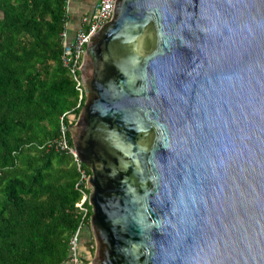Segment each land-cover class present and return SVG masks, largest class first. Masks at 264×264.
Segmentation results:
<instances>
[{
  "label": "water",
  "instance_id": "obj_1",
  "mask_svg": "<svg viewBox=\"0 0 264 264\" xmlns=\"http://www.w3.org/2000/svg\"><path fill=\"white\" fill-rule=\"evenodd\" d=\"M82 80L92 264H264V0H116Z\"/></svg>",
  "mask_w": 264,
  "mask_h": 264
},
{
  "label": "trees",
  "instance_id": "obj_2",
  "mask_svg": "<svg viewBox=\"0 0 264 264\" xmlns=\"http://www.w3.org/2000/svg\"><path fill=\"white\" fill-rule=\"evenodd\" d=\"M66 5L0 0V264H67L79 228L87 261L92 205L86 215L76 205V163L54 146L61 116L78 117L85 101L62 59Z\"/></svg>",
  "mask_w": 264,
  "mask_h": 264
},
{
  "label": "built area",
  "instance_id": "obj_3",
  "mask_svg": "<svg viewBox=\"0 0 264 264\" xmlns=\"http://www.w3.org/2000/svg\"><path fill=\"white\" fill-rule=\"evenodd\" d=\"M116 5V0H99L96 4L92 13L84 15L82 19V25L76 33L75 40H67V31L63 33L64 36V52H63V62L70 68V71L73 73L74 79L76 81V87L80 93L79 104L81 99L84 96V86L82 80V63L83 56L86 50L87 44L91 41L93 36L99 31L102 25L109 21V19L114 14V9ZM69 114L64 113L60 118V136L54 141V146L61 150L67 151L70 153L76 163L77 170L79 172V178L77 182V187L81 191L82 199L76 205L84 212H88V207L85 205V202H89V196L91 191V185L89 186L88 178L89 171L87 170L84 162L81 161L76 147L70 141V136L72 137V132L74 124L76 123L78 117L75 115L69 116L72 120V123H69V120L66 117ZM90 203V202H89ZM80 232L81 228L73 235L71 240V261L74 264L80 263V254H79V241H80Z\"/></svg>",
  "mask_w": 264,
  "mask_h": 264
},
{
  "label": "crops",
  "instance_id": "obj_4",
  "mask_svg": "<svg viewBox=\"0 0 264 264\" xmlns=\"http://www.w3.org/2000/svg\"><path fill=\"white\" fill-rule=\"evenodd\" d=\"M99 0H67V37L68 41H72L76 37L78 29L82 25L84 15L93 12Z\"/></svg>",
  "mask_w": 264,
  "mask_h": 264
},
{
  "label": "rangeland",
  "instance_id": "obj_5",
  "mask_svg": "<svg viewBox=\"0 0 264 264\" xmlns=\"http://www.w3.org/2000/svg\"><path fill=\"white\" fill-rule=\"evenodd\" d=\"M93 233L91 229H87L85 231V234L83 236V242H82V250H83V255L88 261H83L82 263L78 262V264H92V259L94 257V252L95 248H93ZM67 264H74L73 261H69Z\"/></svg>",
  "mask_w": 264,
  "mask_h": 264
},
{
  "label": "flooded vegetation",
  "instance_id": "obj_6",
  "mask_svg": "<svg viewBox=\"0 0 264 264\" xmlns=\"http://www.w3.org/2000/svg\"><path fill=\"white\" fill-rule=\"evenodd\" d=\"M93 38H94V36H93ZM93 38L91 39V40H93ZM88 45V44H87ZM87 47V46H86ZM84 55H85V53H84ZM83 58H84V56H83ZM84 95H85V91H84ZM73 130H74V128H73ZM73 130H72V135H73Z\"/></svg>",
  "mask_w": 264,
  "mask_h": 264
}]
</instances>
